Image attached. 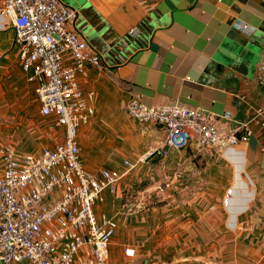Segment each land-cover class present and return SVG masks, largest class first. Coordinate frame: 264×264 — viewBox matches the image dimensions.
<instances>
[{
	"label": "crops",
	"instance_id": "1",
	"mask_svg": "<svg viewBox=\"0 0 264 264\" xmlns=\"http://www.w3.org/2000/svg\"><path fill=\"white\" fill-rule=\"evenodd\" d=\"M61 1L78 11L70 29L103 60L79 75L84 93H95V114L78 140L87 171L123 174L95 204L99 216L117 221L113 263L264 264V0ZM15 37L0 17V144L39 153L65 131L45 126ZM134 96L217 115L222 131L246 125L252 133L226 151L196 142L177 148L166 129L129 115ZM168 181L166 192L157 190Z\"/></svg>",
	"mask_w": 264,
	"mask_h": 264
},
{
	"label": "built area",
	"instance_id": "2",
	"mask_svg": "<svg viewBox=\"0 0 264 264\" xmlns=\"http://www.w3.org/2000/svg\"><path fill=\"white\" fill-rule=\"evenodd\" d=\"M77 15L61 0L0 2V17L15 29L23 70L35 84L42 115L54 118L65 131L62 142L39 153L19 154L12 146L0 144L3 264H114L110 243L117 221L99 216L95 204L103 199L104 190L115 192L123 174L104 168L94 175L83 165L78 134L95 114L90 102L95 93H84L79 75L87 76L89 65L102 67L103 60L70 29ZM258 80L264 90V61ZM125 109L133 118L166 129L168 143L177 148L196 142L226 151L252 133L246 125L222 131L217 115L181 104L148 106L134 96ZM125 164L133 166L128 160ZM169 187L168 181L157 190L166 192ZM126 254L134 256L135 250L129 248Z\"/></svg>",
	"mask_w": 264,
	"mask_h": 264
},
{
	"label": "rangeland",
	"instance_id": "3",
	"mask_svg": "<svg viewBox=\"0 0 264 264\" xmlns=\"http://www.w3.org/2000/svg\"><path fill=\"white\" fill-rule=\"evenodd\" d=\"M43 118H44V121H45V126H46V125H47V126L55 125V123H54V119H53V118H52L53 121H52V120H49V122H48V118H49V117L47 118L46 116L43 115ZM57 137H58V139H57L58 141L61 140V138H62L61 136H57ZM63 140H64V139H63ZM63 140H62V141H63ZM62 141H59V142H62ZM59 142H58V143H59ZM55 145H56V144H55ZM55 145H54V146H55ZM54 146H52V147H54ZM224 209H225V208H224Z\"/></svg>",
	"mask_w": 264,
	"mask_h": 264
},
{
	"label": "clouds",
	"instance_id": "4",
	"mask_svg": "<svg viewBox=\"0 0 264 264\" xmlns=\"http://www.w3.org/2000/svg\"><path fill=\"white\" fill-rule=\"evenodd\" d=\"M243 30H244L246 33H251V32H254V31H255L254 28H249V27H247V26H245Z\"/></svg>",
	"mask_w": 264,
	"mask_h": 264
},
{
	"label": "water",
	"instance_id": "5",
	"mask_svg": "<svg viewBox=\"0 0 264 264\" xmlns=\"http://www.w3.org/2000/svg\"><path fill=\"white\" fill-rule=\"evenodd\" d=\"M146 264V263H145Z\"/></svg>",
	"mask_w": 264,
	"mask_h": 264
}]
</instances>
